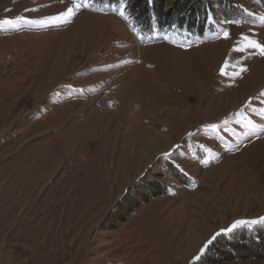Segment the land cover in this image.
Segmentation results:
<instances>
[{"label": "rangeland", "instance_id": "rangeland-1", "mask_svg": "<svg viewBox=\"0 0 264 264\" xmlns=\"http://www.w3.org/2000/svg\"><path fill=\"white\" fill-rule=\"evenodd\" d=\"M232 1L195 39L124 6L0 0V264H207L264 228V0ZM156 176L166 193L114 228Z\"/></svg>", "mask_w": 264, "mask_h": 264}, {"label": "trees", "instance_id": "trees-1", "mask_svg": "<svg viewBox=\"0 0 264 264\" xmlns=\"http://www.w3.org/2000/svg\"><path fill=\"white\" fill-rule=\"evenodd\" d=\"M94 3L127 7L135 26L148 36L178 33L202 39L216 31L220 20L233 21L240 14V8L232 0H176L171 7H168V0H94ZM169 167L175 177L183 181L184 176L173 165L169 164ZM166 191L158 176L136 184L131 196H125L113 211L114 228L117 223L125 222L141 204ZM222 238L224 241L213 244L204 255L203 262L221 264L236 259H264V228H256L250 233L237 231L230 237L233 240Z\"/></svg>", "mask_w": 264, "mask_h": 264}, {"label": "crops", "instance_id": "crops-1", "mask_svg": "<svg viewBox=\"0 0 264 264\" xmlns=\"http://www.w3.org/2000/svg\"><path fill=\"white\" fill-rule=\"evenodd\" d=\"M145 126V125H144ZM146 127V126H145ZM143 128V127H142ZM157 139V138H156Z\"/></svg>", "mask_w": 264, "mask_h": 264}, {"label": "bare ground", "instance_id": "bare-ground-1", "mask_svg": "<svg viewBox=\"0 0 264 264\" xmlns=\"http://www.w3.org/2000/svg\"><path fill=\"white\" fill-rule=\"evenodd\" d=\"M72 34V33H71ZM156 116V115H155ZM140 148V147H139Z\"/></svg>", "mask_w": 264, "mask_h": 264}]
</instances>
